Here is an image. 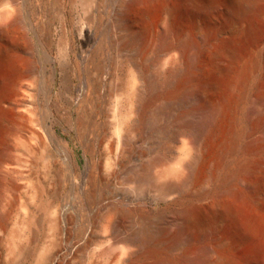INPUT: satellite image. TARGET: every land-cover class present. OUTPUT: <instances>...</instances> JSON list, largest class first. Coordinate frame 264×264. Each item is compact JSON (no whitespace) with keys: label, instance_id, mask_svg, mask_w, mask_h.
<instances>
[{"label":"bare ground","instance_id":"6f19581e","mask_svg":"<svg viewBox=\"0 0 264 264\" xmlns=\"http://www.w3.org/2000/svg\"><path fill=\"white\" fill-rule=\"evenodd\" d=\"M14 2L0 11V264L34 251L33 264H264V0H118L105 90L104 38L89 53L82 42L86 78L76 103L69 64L59 63V95L75 105L85 152L95 131L106 153L104 164L87 165L83 197L92 211L105 202L107 234L79 244L83 229L73 240L58 215L44 247L43 220L27 201L43 197V161L55 178L60 160L73 161L62 142L59 156L49 153L55 140L37 98L47 93ZM119 178L114 188L103 182ZM23 189L27 201L7 234Z\"/></svg>","mask_w":264,"mask_h":264},{"label":"rangeland","instance_id":"374dc122","mask_svg":"<svg viewBox=\"0 0 264 264\" xmlns=\"http://www.w3.org/2000/svg\"><path fill=\"white\" fill-rule=\"evenodd\" d=\"M3 1L0 0V11L6 6L5 3H2ZM93 2L89 7H86L81 0H15L14 2L18 9V15L24 23L25 30H21V32L24 33L26 43L34 49V64H36L37 76L43 77V86L47 93V95H40L37 98H40L39 101L43 100L42 108L47 117L45 125L48 124L47 127L52 130L55 140L53 144L50 143L52 146L48 143L49 153L59 156V150L55 144L62 142L66 144L71 154V162L73 161L69 165L63 164L65 162L62 160L59 161L58 178L53 177V173L48 169V164L43 161V175L41 174L43 177V197L39 198L38 201H27L23 189L19 194L14 195L11 202L12 216L7 234L15 229L17 211L27 201L32 206V214L40 216L43 220L42 236L39 237L38 241V244L40 246L43 244V247L51 239L50 220L58 215L66 219L67 232L73 240L76 241L74 236L80 229H83V234L79 237V244L83 239L85 241L93 234L101 236L107 234L105 230L107 215L103 209L105 202H101V199H99L100 202L97 201L96 203L97 207L93 208V211H96L93 212L87 208L84 201L85 197H83L87 188L86 183H84L87 178V170L85 171V169H87L90 161L104 164L106 161L105 150L103 148L99 150L95 147L99 137L97 132L91 131L92 154L85 152L75 128V105L73 104L70 107L67 101L59 95L61 76L59 63L67 61L69 64L68 71L72 81L70 95L73 102L77 101V96L86 78L81 43L85 42L83 50L89 53L95 49L97 42L102 37L104 42L101 47L100 59L104 66V74L103 84L100 85L101 94L105 90L104 83L108 77L113 52V38L108 22L110 21L109 17L114 14V6L118 0H93ZM87 17L94 20L89 29L85 23ZM80 28H82L83 37L79 35ZM130 70L132 71V68ZM119 74L121 78H129L128 69L121 68ZM65 95L67 96L66 93ZM100 110L101 108L98 105L92 119L94 125L102 120ZM67 119H71V125L67 123ZM105 138L110 139V133L105 134ZM36 167H39L38 173L31 171L33 175L40 174L42 171L39 162L36 163ZM71 171L77 176L78 183L72 182L69 176ZM106 181L110 188H114L115 182H120L121 179L115 181L109 179L103 182ZM149 199H152V196H149ZM163 205L158 201H151L146 204L149 208H160ZM98 248L99 246L96 244L90 247L91 252L98 251ZM35 254L34 251L27 260L19 264H33ZM3 259L5 261V255L2 257Z\"/></svg>","mask_w":264,"mask_h":264}]
</instances>
